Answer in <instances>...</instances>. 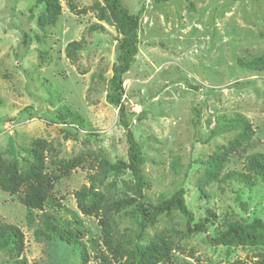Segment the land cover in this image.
Masks as SVG:
<instances>
[{"label":"rangeland","instance_id":"374dc122","mask_svg":"<svg viewBox=\"0 0 264 264\" xmlns=\"http://www.w3.org/2000/svg\"><path fill=\"white\" fill-rule=\"evenodd\" d=\"M59 1L56 24L42 29L36 18L43 6L35 0H0V159L21 163L32 142L43 139L53 149L47 145L43 152L46 167L53 168L54 159L79 157L83 167L55 184L41 211L0 192V219L22 232L18 260L24 264H119L102 244L101 216H84L74 199L90 177L96 185L101 181L97 189L104 195H132L129 172L103 179L99 170L100 152L110 163L126 159L124 128L104 99L119 33L98 20L96 0ZM119 1L139 18L138 51L123 77L122 101L143 154L146 200L156 204L183 189L195 218L212 212L216 230L232 217L264 221L262 184L244 165L247 156L264 155V72L244 67L264 55V0ZM93 25L104 31L88 34ZM73 41L81 50L70 59L66 46ZM244 123L250 139L236 146ZM66 128L72 130L67 140L61 132ZM218 151L225 157L219 177L200 185ZM230 172L247 174L249 183L222 181ZM46 218L79 233L86 262L81 245L45 237ZM113 220L120 235L135 241L139 228L128 211ZM184 226L177 212L162 215L140 244L162 233L174 241L178 264H260L262 249L211 246L207 233L186 236ZM38 230L43 234L36 240ZM0 264L16 263L0 252Z\"/></svg>","mask_w":264,"mask_h":264},{"label":"trees","instance_id":"16d2710c","mask_svg":"<svg viewBox=\"0 0 264 264\" xmlns=\"http://www.w3.org/2000/svg\"><path fill=\"white\" fill-rule=\"evenodd\" d=\"M167 1V0H159ZM37 5L43 6V12L37 16L36 23L44 29L46 26H54L61 15V4L59 0H35ZM93 9L98 13V20L105 21L116 28L119 38L115 45V60L111 66V76L107 82L105 102L117 109L119 125L124 128L127 144L126 159L109 162L104 154L99 153V170L101 178H106L108 174H119L129 172L132 177V195L122 197L107 196L99 192L101 181L96 185L93 177H90V185L82 186L74 192V199L77 209L84 216H101L98 221L101 227L102 244L108 255L115 263H119L126 258V264H178L173 258L172 251L175 243L172 239L160 233L148 241L146 245H141L142 233L150 226H153L162 215H169L177 212L185 219V235L206 234L208 244L226 249L234 248H260L264 251V221L259 218L244 217L229 218L220 229L213 228L214 214L207 212L203 219H196L193 212L189 210L185 201L183 189H179L169 197L154 204L146 200L144 190L146 179L143 173V154L140 146L135 141L130 129L124 120V105L122 87L123 77L129 71L130 66L137 54V31L139 29V18L129 13L121 5L119 0H96ZM73 10V6L70 5ZM96 31H104L101 26L93 25L87 30L88 34ZM27 43V39H25ZM81 43L73 41L66 46L67 58L74 59L76 52L81 50ZM241 63V62H240ZM244 67L250 71L264 72V55L252 59ZM71 129H62L63 138L67 140L71 135ZM251 131L250 124L244 123L242 134L236 141L239 146L241 141L250 139L248 133ZM94 135V134H90ZM49 145V152H52L50 144L43 139L32 142L30 150L27 151L29 159L5 162L0 159V192L9 196H18V202L27 209L41 211L44 203L50 198L55 184L66 177L72 170L83 167L80 157L71 160L54 159L51 160L53 168L45 165L43 152ZM224 154L218 151L208 162L206 172L200 185H207L214 182L219 177ZM245 169L248 173L258 176L264 192V155L251 154L245 158ZM58 173V174H56ZM236 179L245 184L249 183V177L244 173L230 172L223 176L222 181ZM201 188V187H199ZM245 207V204H241ZM134 217L139 231L135 241L127 239L124 234L118 233L117 225L113 218L121 212H127ZM245 212V208H243ZM44 229L48 232L45 235L48 239L53 238L60 245L65 244L81 245L79 233L55 226L46 218ZM211 232V233H210ZM38 230L35 239L42 235ZM23 251V234L14 225L6 224L0 219V252L8 253L16 264H24L18 260ZM82 261L86 262L87 252L82 249ZM260 264H264V252L260 254Z\"/></svg>","mask_w":264,"mask_h":264}]
</instances>
